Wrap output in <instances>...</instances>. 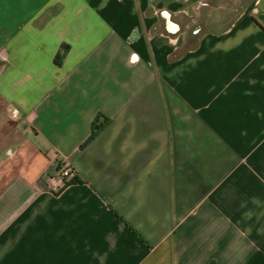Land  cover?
Instances as JSON below:
<instances>
[{
	"label": "crops",
	"instance_id": "crops-1",
	"mask_svg": "<svg viewBox=\"0 0 264 264\" xmlns=\"http://www.w3.org/2000/svg\"><path fill=\"white\" fill-rule=\"evenodd\" d=\"M0 264H264V0H0Z\"/></svg>",
	"mask_w": 264,
	"mask_h": 264
},
{
	"label": "rangeland",
	"instance_id": "rangeland-1",
	"mask_svg": "<svg viewBox=\"0 0 264 264\" xmlns=\"http://www.w3.org/2000/svg\"><path fill=\"white\" fill-rule=\"evenodd\" d=\"M244 5L245 3H210L208 7L199 10L195 19L182 20V25L184 28L188 26L190 31L195 30L194 34L208 31L219 32L234 22Z\"/></svg>",
	"mask_w": 264,
	"mask_h": 264
},
{
	"label": "trees",
	"instance_id": "trees-1",
	"mask_svg": "<svg viewBox=\"0 0 264 264\" xmlns=\"http://www.w3.org/2000/svg\"><path fill=\"white\" fill-rule=\"evenodd\" d=\"M65 55V49H63L62 52H60L55 60L54 63L58 66L60 64V61L63 59ZM110 122L109 118H107L105 115L99 113L96 117V119L93 121L92 123V127H91V132L88 136V138L85 140V142L82 144L81 148L85 147L86 145H88L92 140H94V138H96V136L100 133V131L102 129H104V127ZM70 171L74 174L73 178L71 179V181L67 184V186L69 185H75V184H83L82 179H80V177L77 175V173L75 172L74 169L70 168ZM126 223V222H125ZM127 224V223H126ZM128 225V224H127ZM129 226V225H128ZM130 227V226H129ZM134 233L136 235H138V237L143 241L146 242L144 240V238L139 235L132 227H130Z\"/></svg>",
	"mask_w": 264,
	"mask_h": 264
},
{
	"label": "built area",
	"instance_id": "built-area-1",
	"mask_svg": "<svg viewBox=\"0 0 264 264\" xmlns=\"http://www.w3.org/2000/svg\"><path fill=\"white\" fill-rule=\"evenodd\" d=\"M73 176L74 174L70 171V168L61 164L58 171L46 177V181L51 191L58 193L67 186Z\"/></svg>",
	"mask_w": 264,
	"mask_h": 264
},
{
	"label": "water",
	"instance_id": "water-1",
	"mask_svg": "<svg viewBox=\"0 0 264 264\" xmlns=\"http://www.w3.org/2000/svg\"><path fill=\"white\" fill-rule=\"evenodd\" d=\"M166 24H167L168 30H169L170 27L173 28V31H171V32H175L177 30V26L174 25L172 22H170L168 17H166ZM136 60H137V57L136 56H133L132 57V62H135Z\"/></svg>",
	"mask_w": 264,
	"mask_h": 264
}]
</instances>
